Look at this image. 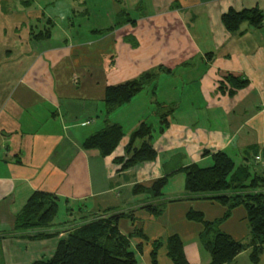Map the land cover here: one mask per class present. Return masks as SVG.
<instances>
[{"label": "crops", "instance_id": "obj_1", "mask_svg": "<svg viewBox=\"0 0 264 264\" xmlns=\"http://www.w3.org/2000/svg\"><path fill=\"white\" fill-rule=\"evenodd\" d=\"M121 1L114 24L110 10L105 13V26L101 21L86 25L84 18L76 21L75 17L90 12L87 0H32L29 6L23 0H0V234L13 229L16 214L36 190L59 196L60 205L64 202L68 212L64 223L54 220L53 227L25 232L63 231L58 236L5 237L0 252L4 264H31L51 257L61 237L104 214L107 208L131 213L130 218L119 221L123 233L143 229L152 240L166 238V232L178 233L189 262L209 264L211 257L203 252L199 239L203 226L187 219L186 214L193 208L213 220L226 208L217 200L188 192L175 195L171 185L182 174L177 169L193 162L212 164L213 153L224 150L264 176V24L253 27L244 23L240 31L230 32L222 21L230 8L257 6L264 13V0ZM124 8L135 22L115 27ZM48 28L50 37H33V32L41 34ZM113 40L114 51L110 53ZM106 46L109 53L104 50L102 59L101 48ZM105 54L108 57L104 58ZM193 57L202 67L198 79L204 105L201 111L184 112L198 113L193 118L207 124L196 125L187 121L189 116L185 121L176 120L178 107L173 93L153 103L156 96L146 89L105 116L107 86L133 79L160 64L173 70L182 64L190 68L195 65ZM228 74L247 78L249 84L229 95L219 88V81ZM138 101L148 110L156 106L153 113L158 124L160 104H174L177 109L169 127L153 141L157 158L124 167L131 132L142 121H149L141 107L135 113L129 109ZM107 118L122 124L126 135L111 154L103 156L97 149H85L82 143L103 128ZM172 172L161 198L134 194L137 184L150 186ZM164 201L165 209L159 216L143 208ZM79 204L81 219L76 220L75 207ZM177 214L188 221V233L175 228L171 218ZM220 229L248 242L246 209L234 208ZM132 240L136 244L141 241L138 237ZM150 251V243L137 251L145 264H151ZM250 252L251 247L239 253L233 264H255ZM162 255L167 256L166 250ZM165 263L173 264L171 260ZM257 264H264V253Z\"/></svg>", "mask_w": 264, "mask_h": 264}, {"label": "trees", "instance_id": "obj_2", "mask_svg": "<svg viewBox=\"0 0 264 264\" xmlns=\"http://www.w3.org/2000/svg\"><path fill=\"white\" fill-rule=\"evenodd\" d=\"M23 3L29 6L32 0H23ZM222 21L230 32H238L244 23L253 27L262 26L264 13L257 6L242 10L230 8L222 15ZM128 22L134 23L135 20L124 8L117 15V22L114 26H121ZM39 35L44 38L50 37L51 29L48 28L47 32H41V34L33 32L34 38H38ZM161 71L173 72V69L160 64L133 79L107 86L104 97L105 116L131 101L148 85L155 83ZM248 84L247 78L228 74L224 80L219 81V88L234 96L238 90ZM157 109L159 117L157 128L151 122L142 121L131 132L129 142L125 146L127 160L124 167L135 166L157 158L158 153L154 149L153 141L169 127L170 119L177 107L174 104H160ZM105 122L103 128L86 137L82 143L85 149H97L103 156L111 154L126 135L122 124L111 123L108 118ZM212 157L211 165L203 166L199 162H193L181 166L176 172L185 174V189L188 193L195 194L199 198L217 200L225 206L226 210L220 218L208 220L202 211L192 208L187 212L186 217L203 226L199 239L211 257L209 264H233L234 258L249 247H251L250 259L257 264L264 253V176L253 171L248 163L237 165L233 157L224 150L214 152ZM173 173L156 179L150 186L137 184L133 189L134 194L142 193L153 199L161 198ZM59 206L60 197L56 194L43 190L34 191L16 214L13 229L0 234V252L2 241L8 236L29 239L58 236L60 232L42 231L35 234L25 232L51 226L59 213ZM238 206H243L247 211L250 226L248 242L238 240L220 229V224L227 220L233 209ZM143 208L159 216L164 212L165 201L150 203ZM113 211V208H107L103 210L104 214L72 228L59 239L51 257L35 260L31 264H138L137 251H143L144 243L151 245L149 254L151 264H160L159 257L162 248H165L166 255L173 264H193L187 259L185 244L180 234L173 233L165 239L153 240L143 229L136 228L131 233L125 234L119 227V221L123 217L130 218L131 213ZM134 237H138L141 241L133 250L132 239ZM0 264L4 263L0 261Z\"/></svg>", "mask_w": 264, "mask_h": 264}, {"label": "rangeland", "instance_id": "obj_3", "mask_svg": "<svg viewBox=\"0 0 264 264\" xmlns=\"http://www.w3.org/2000/svg\"><path fill=\"white\" fill-rule=\"evenodd\" d=\"M67 2L71 0H66ZM129 1V0H127ZM10 3V2H9ZM12 3V2H11ZM16 3V2H15ZM18 3V2H17ZM130 3V1L128 2ZM13 4V3H12ZM87 6L90 10L88 15L82 16V17H75L76 21L79 22L80 18H84L83 23H86V25H94V23H98L101 21L105 26H108V16H105V13H107L109 10L111 12V25L114 24L115 22V15L117 11L121 8L122 4L118 0H87ZM19 5V3H18ZM14 6V4H13ZM22 6V5H20ZM140 10V8H137ZM139 10H135L139 12ZM132 12V15L134 16L136 13ZM95 24V25H96ZM83 32V30H82ZM106 50L108 52V46L101 48V53L100 56L103 59V52ZM110 53L114 51V40L111 43V49ZM109 53V52H108ZM109 54H105L104 58L108 57ZM96 59H98L99 55L95 54ZM195 61V65L192 64L189 68V64H182L181 66H174V70L172 74H167L163 71L160 72L157 80L155 83L148 85L145 89L148 90L149 93L154 94L156 97L152 98L153 103H156L157 101H161L162 99H168L166 95L168 92H172V96L174 97V101L176 103V106L178 107V110L175 114L176 120L178 121H185L187 117L189 116V119L187 121H193L197 124H207L206 121L202 122L199 117L198 118H193L196 114L198 116V113H187L184 112V110H189V109H195L196 111H201L203 109L204 102L201 99L200 96V81H199V75L202 71V67L199 63V61L195 60V57L192 58L191 62ZM168 67V66H166ZM198 67V68H197ZM169 68V67H168ZM197 68V69H196ZM165 73V74H163ZM163 74V75H162ZM161 76V77H160ZM141 101V100H139ZM137 103V105H133L129 107V109L135 113L136 110H138L140 107L145 113V116L147 120L149 119L148 122H151L155 125V128H157L158 122L155 121L156 113H153V111H156V106H154L151 110L147 109L146 104L143 102ZM145 109V110H144ZM152 112V113H151ZM125 114H129L128 112H124ZM200 115V113H199ZM215 123L214 121L210 122ZM234 159L237 163V165L241 164L243 160L240 158H237L234 156ZM210 163L208 162H203V166H208ZM211 165V164H210ZM174 183L172 186L173 190L175 191V195H181V193L185 192L187 193L185 189V174L182 173L175 177ZM169 188V187H168ZM168 192V189L166 190ZM169 193V192H168ZM188 194V193H187ZM80 205H77L75 207V213H76V220L81 219L79 214V208ZM67 208L64 202L61 203L60 205V210L59 213L55 219V222L57 223H64L65 220L67 219ZM174 221L175 228L186 233H188L185 230V222H188L184 217H179L177 214L176 218H171ZM168 223V222H167ZM173 223H170L169 226L171 227ZM57 225V224H56ZM55 225V227H56ZM53 227V224L51 225ZM50 227V226H49ZM48 227V228H49ZM62 233L63 231H58ZM172 233V232H171ZM169 234L166 232L165 237H167ZM165 239V238H162ZM188 238H185V241H187ZM202 246V245H201ZM203 248V246H202ZM132 249H136V241L132 240ZM162 252V253H161ZM165 252V248H162L160 251V254L162 255ZM203 252L209 256V253L203 248ZM137 258L139 260V264H145L144 258L141 253H137ZM160 258V257H159ZM165 260H169V257L162 255L161 257V264H166ZM147 264V263H146Z\"/></svg>", "mask_w": 264, "mask_h": 264}]
</instances>
